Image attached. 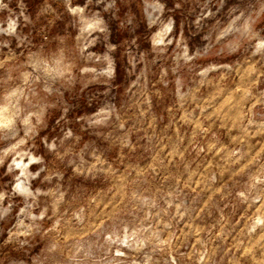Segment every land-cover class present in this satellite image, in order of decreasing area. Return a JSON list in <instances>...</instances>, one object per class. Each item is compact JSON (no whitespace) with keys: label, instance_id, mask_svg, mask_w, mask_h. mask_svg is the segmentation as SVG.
<instances>
[{"label":"rangeland","instance_id":"rangeland-1","mask_svg":"<svg viewBox=\"0 0 264 264\" xmlns=\"http://www.w3.org/2000/svg\"><path fill=\"white\" fill-rule=\"evenodd\" d=\"M0 264H264V0H0Z\"/></svg>","mask_w":264,"mask_h":264}]
</instances>
